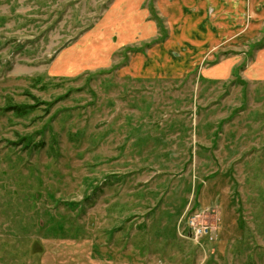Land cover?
Masks as SVG:
<instances>
[{"label": "rangeland", "instance_id": "1", "mask_svg": "<svg viewBox=\"0 0 264 264\" xmlns=\"http://www.w3.org/2000/svg\"><path fill=\"white\" fill-rule=\"evenodd\" d=\"M122 1L0 0V264H264V0L183 7L219 39L175 77L177 0Z\"/></svg>", "mask_w": 264, "mask_h": 264}, {"label": "crops", "instance_id": "2", "mask_svg": "<svg viewBox=\"0 0 264 264\" xmlns=\"http://www.w3.org/2000/svg\"><path fill=\"white\" fill-rule=\"evenodd\" d=\"M126 0H124L125 2ZM130 0L126 1L125 3H128ZM135 0H132L133 3ZM146 0H139L138 6H142ZM221 1V2H219ZM243 0H177L176 3H172L174 7H177L180 9L181 15L178 18L177 14L178 11H173V18L170 19L171 27H172V35L170 38V42H173L176 46L179 48L180 54H185L186 57L184 59L185 64L179 69H174L173 73L170 74H164V75H155L158 76H179V74H186L189 70H192L191 65L194 64V69L196 66L200 65V63L204 60V55L207 54L208 49L213 45L211 44L215 39L218 41V37L216 36L217 33H219L218 25L211 24L210 26H205L206 23H211V20L209 19V13L206 15L205 11L203 12L206 17L204 19H191V16H199L202 9H205L206 11H210L209 8L214 7L215 13L218 14L220 12L221 16H224V20H222V23L227 25V27L232 29V25L236 23L234 18L238 19L240 17V10H239V4ZM122 1V3H124ZM165 4L164 6H166ZM237 6V9H235ZM186 8L185 14L188 16L191 14L190 18L186 17L185 14H183L182 9ZM171 9V8H170ZM195 13H191V12ZM169 12V11H168ZM146 12H143L144 15ZM235 14V15H234ZM183 15V16H182ZM215 15V14H213ZM219 15V14H218ZM182 16V17H181ZM144 21H146V16L143 18ZM152 26L154 23H151ZM156 25L154 24L153 29ZM156 29V27H155ZM210 30L214 31L210 32ZM167 43V42H166ZM166 43H162L163 45H167ZM180 46V47H179ZM183 49V50H182ZM188 55H190L188 57ZM145 58L144 56H139L138 59ZM199 59V61H198ZM157 57L155 56L152 60V62L156 61ZM168 62V61H167ZM178 63L176 62L175 66ZM235 63L232 65H229L226 76V81L232 79L233 73L235 72ZM217 65V64H216ZM135 66V63H132V67ZM214 66V65H213ZM211 66V67H213ZM130 68H128L129 70ZM200 67H197L195 70H200ZM209 70V69H208ZM207 70L205 71V73ZM136 73V72H135ZM190 75V74H189ZM208 77L217 76L216 71H211V73H207ZM141 76V75H139ZM188 76V75H187ZM223 79V78H222Z\"/></svg>", "mask_w": 264, "mask_h": 264}, {"label": "built area", "instance_id": "3", "mask_svg": "<svg viewBox=\"0 0 264 264\" xmlns=\"http://www.w3.org/2000/svg\"><path fill=\"white\" fill-rule=\"evenodd\" d=\"M207 217H209L208 213H199L196 214L195 216H192L191 218L189 217L188 219V226L190 229V236L193 241L196 243L199 242L204 237H212L210 232H209V226L206 224H202L199 222L201 219L204 223L207 222ZM199 219V220H198Z\"/></svg>", "mask_w": 264, "mask_h": 264}, {"label": "trees", "instance_id": "4", "mask_svg": "<svg viewBox=\"0 0 264 264\" xmlns=\"http://www.w3.org/2000/svg\"><path fill=\"white\" fill-rule=\"evenodd\" d=\"M155 14V13H154ZM155 20H156V22H157V26L159 27V32L161 33V34H163L164 32H165V28H164V24H163V22H162V20L160 19V18H158L157 16L155 17ZM156 43H161V39H158V40H154V41H152L149 45H148V47H147V49L148 48H151L152 47V45H154V44H156ZM146 45V46H147ZM137 49V47H127L125 50L126 51H128V52H133V51H135ZM31 96V95H30ZM32 97V96H31ZM33 99H35L34 97H32ZM63 97H59L58 99H56L55 100V102H57L58 100H60V99H62ZM36 100V99H35ZM41 104H40V102H37L35 105H33V106H35V107H38V106H40ZM42 105H46V106H49V108H47L48 110L50 109V107H52L53 105H54V102L53 103H50V104H45V103H43Z\"/></svg>", "mask_w": 264, "mask_h": 264}, {"label": "bare ground", "instance_id": "5", "mask_svg": "<svg viewBox=\"0 0 264 264\" xmlns=\"http://www.w3.org/2000/svg\"><path fill=\"white\" fill-rule=\"evenodd\" d=\"M127 26V25H126Z\"/></svg>", "mask_w": 264, "mask_h": 264}]
</instances>
